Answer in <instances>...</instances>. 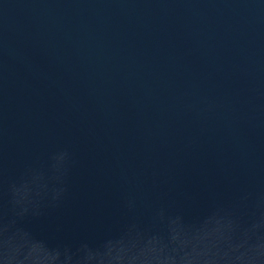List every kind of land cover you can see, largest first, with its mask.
<instances>
[{
  "label": "water",
  "instance_id": "obj_1",
  "mask_svg": "<svg viewBox=\"0 0 264 264\" xmlns=\"http://www.w3.org/2000/svg\"><path fill=\"white\" fill-rule=\"evenodd\" d=\"M0 264H264V0H0Z\"/></svg>",
  "mask_w": 264,
  "mask_h": 264
}]
</instances>
